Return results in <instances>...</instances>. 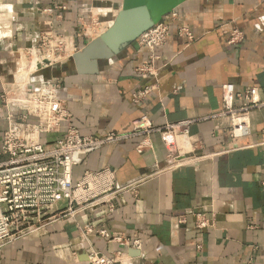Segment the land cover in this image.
Instances as JSON below:
<instances>
[{"label": "crops", "instance_id": "0c3cea01", "mask_svg": "<svg viewBox=\"0 0 264 264\" xmlns=\"http://www.w3.org/2000/svg\"><path fill=\"white\" fill-rule=\"evenodd\" d=\"M123 2L74 0L67 12L57 13L62 18H52L54 28L80 34L81 14L91 9L97 21L107 20L108 29ZM50 3L0 0V95L14 87L24 48L47 29L33 7ZM176 12L180 20L159 52L158 90L141 105L132 103L143 84L135 70L149 51L138 42L101 62L97 75L81 76L57 65L36 77L59 81L58 96L83 136L129 132L143 115L157 127L193 121L188 138L177 139L187 153L185 164L173 165L160 133L85 153L74 181L110 169L112 189L0 250V264H88L93 251L124 264H264V107L241 112L237 134L232 119L219 116L227 84L240 94L256 89L264 102V0H187ZM183 26L195 42L179 37ZM233 29L243 32L244 41L229 46ZM90 42L75 38L79 50ZM249 105L245 99L235 102L237 110ZM5 116L0 101V143ZM65 130L64 125L57 136L64 137ZM67 207L65 202L60 208ZM198 215L211 226L198 229ZM99 230L139 238L143 248L110 243Z\"/></svg>", "mask_w": 264, "mask_h": 264}, {"label": "built area", "instance_id": "2783aa9c", "mask_svg": "<svg viewBox=\"0 0 264 264\" xmlns=\"http://www.w3.org/2000/svg\"><path fill=\"white\" fill-rule=\"evenodd\" d=\"M50 1L49 6L33 7L34 16L44 18L47 29L41 31L36 44L24 48L20 57L24 58L26 65L23 63L13 75L14 87L3 89L0 95L6 111L0 143V250L38 232L65 213H72L75 207L87 206L93 196L112 189L114 172L110 169L86 173L81 181H74V169L82 163V156L87 152L160 133L168 150V158L174 166L184 165L187 159V153L179 147L177 139L188 138L193 121L157 127L148 115H143L132 123L129 132H111L103 137L83 136L73 125L72 113L58 96L59 81L37 78L36 74L64 63L63 59H68L67 63L82 51L85 46L79 50L75 45L76 37L94 40L93 32L90 31L92 25L88 28L86 25L87 19H93L94 13L91 9L83 10L80 34L71 35L66 28L57 32L52 18H62V14L57 13L67 12L74 0ZM179 20L175 9L138 39L139 45L146 48L149 55L135 70L143 81L141 88L132 94L135 106L146 102L158 90L159 52L167 45L171 27ZM179 37L188 43L197 40L191 29L184 26L179 29ZM243 41L244 34L237 29H233L226 38L229 46ZM242 99L250 105L237 110L235 102ZM259 107H264V102L258 99L256 89L240 94L234 84H227L223 89V111L219 116L230 117L233 134H237L242 130L241 124L236 123L239 114ZM64 125L65 136L58 137ZM53 136L55 138L51 139ZM62 202H67L68 207L60 208ZM210 226L205 216L198 215V229L204 230ZM97 234L110 243L130 250L141 251L143 248V241L139 238H129L106 230H99ZM88 264L124 263L116 256L108 257L93 251Z\"/></svg>", "mask_w": 264, "mask_h": 264}, {"label": "water", "instance_id": "95a60500", "mask_svg": "<svg viewBox=\"0 0 264 264\" xmlns=\"http://www.w3.org/2000/svg\"><path fill=\"white\" fill-rule=\"evenodd\" d=\"M187 0H124L113 24L63 66L81 76L99 73L100 63L120 56L140 36Z\"/></svg>", "mask_w": 264, "mask_h": 264}, {"label": "rangeland", "instance_id": "374dc122", "mask_svg": "<svg viewBox=\"0 0 264 264\" xmlns=\"http://www.w3.org/2000/svg\"><path fill=\"white\" fill-rule=\"evenodd\" d=\"M95 18L93 17V19H87V21H86V25H87V28H88V26L89 25H92V30L94 31V36H96V35H101V33L104 31H106V29H107V20H98V22H97V20L95 19ZM96 23H98V24H96ZM91 29V28H90ZM99 35V36H100ZM98 36V37H99ZM96 39V38H95ZM64 63H61V64H59V66H62ZM65 204V202H62V203H60L59 204V207H62L63 205Z\"/></svg>", "mask_w": 264, "mask_h": 264}, {"label": "bare ground", "instance_id": "6f19581e", "mask_svg": "<svg viewBox=\"0 0 264 264\" xmlns=\"http://www.w3.org/2000/svg\"><path fill=\"white\" fill-rule=\"evenodd\" d=\"M107 30V29H106ZM103 33H104V31H103Z\"/></svg>", "mask_w": 264, "mask_h": 264}]
</instances>
